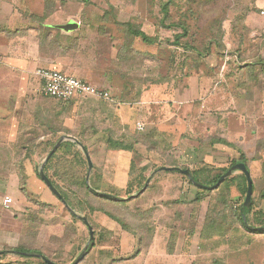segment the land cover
Wrapping results in <instances>:
<instances>
[{
  "label": "rangeland",
  "instance_id": "1",
  "mask_svg": "<svg viewBox=\"0 0 264 264\" xmlns=\"http://www.w3.org/2000/svg\"><path fill=\"white\" fill-rule=\"evenodd\" d=\"M27 1L35 24L44 22L39 6L45 16L60 11L64 18H83L88 28L77 41L78 48L87 55L92 47L97 54L93 61L86 56V62L73 65L93 68L104 60L107 75L94 68L87 76L95 81L77 78L111 96L108 102L91 97L52 99L44 112L25 113L29 124H41L43 134L54 135L49 140L81 139L94 165L91 177L102 192L125 201L161 167L205 169L215 176L245 163L254 184L248 224L264 226V64L260 68L253 60L249 67L243 64V55L229 48L235 36L245 35L243 23L228 21L233 0ZM6 3L10 0H0L1 13L10 10ZM250 11L259 15L255 2ZM4 18L0 17V28L5 30ZM134 31L152 41L155 57L150 69L124 61L136 56L123 49L130 41L133 46L136 39L145 45ZM33 41L29 39L27 47ZM48 52H41L44 60L37 69L55 70L50 65L55 55ZM119 73L121 80L111 76ZM28 82L27 93L41 96L38 77L30 75ZM147 83L153 88L148 102H142L138 91ZM139 123L143 131L138 130ZM26 129L35 131L33 125ZM41 135L37 130L27 134L24 150L0 144V203L8 196L13 203L4 208L2 202V208L21 209L16 215L21 230L18 247L39 251L57 264H70L87 245L89 231L37 174L36 166L48 156ZM65 161L72 160L63 159L57 169L61 175L68 168ZM82 168L79 177L87 178ZM233 177L211 191L190 184L178 171H161L143 194L122 204L86 198L78 186V196L88 202L75 213L88 218L95 242L80 264H107V256L114 263L136 253L157 257L153 264H264V233L248 232L240 223L245 194L238 179L241 173ZM4 213L8 218L10 212ZM35 254L18 263L42 264Z\"/></svg>",
  "mask_w": 264,
  "mask_h": 264
},
{
  "label": "crops",
  "instance_id": "2",
  "mask_svg": "<svg viewBox=\"0 0 264 264\" xmlns=\"http://www.w3.org/2000/svg\"><path fill=\"white\" fill-rule=\"evenodd\" d=\"M27 2V0H10V4L6 3L10 10L6 13H1L2 9L0 10V17H5L4 20L7 19V28L5 30L4 27L0 28V144H4L3 147L7 149H14L16 147V149L24 150V144H26L24 143L26 142L24 137L29 133L32 135L36 130L42 134V141H48L54 136L50 133L43 134L44 132L41 124H29V117L27 118L25 114L27 112V115H29V112L35 111L44 112L46 110L45 108H47L52 101V98H48L43 94H41V96H36L27 93L29 76L34 75L37 67L40 66V62L44 60L39 54L40 45L36 41L41 31V25L40 23H32L30 20V12L26 6ZM253 2H255L256 8L259 10L262 3L261 0H233L230 2L228 21L234 20L235 23H243L245 35L242 38H240V36H235V43H233V45L229 44V48L232 47L233 50L236 51L235 54L239 53L238 55H243V64L250 65L249 67H251L253 60H256L255 64L261 68L262 64H264V21L259 18L260 15L250 11ZM21 3L22 5L20 7ZM39 8L41 11L40 15L44 18L42 26L54 29L55 31H53V34L60 36V48H58L56 56L53 57L50 65L52 67L54 65V69H64L73 76L84 77L87 78L86 81L90 80L91 82L95 80L89 77L91 76L89 72L94 68L100 70L104 75L107 71V67L103 65L104 60L101 66H95L93 68L92 66L86 67L85 65L75 68L73 65L75 61L86 62V56H89L93 61L94 58L92 55L97 54L89 45H87L88 48H90L87 55L78 48L77 41L82 40L85 36L83 33L88 28L85 22L83 23V18H64L60 11L52 12L51 15L45 16V14H43V6H39ZM72 20L80 24L79 29L67 33L56 28V26L65 25ZM29 39H34V41L30 42V47L28 46V48ZM138 42V39H136L134 42L136 45L133 46L132 41H130L131 44L129 43L123 48L130 51L131 57L136 55L130 60L124 61L130 64L134 63L137 67H144L147 65V69H150L149 66L152 64V60H154L155 57L154 51H151L150 44L143 43L145 45L140 46ZM122 44L123 42L119 50ZM84 46L85 45L79 44V47ZM64 47H66L65 50ZM118 53L119 52L116 51L115 54V60L117 62L120 61L117 58L119 57ZM83 55L84 57H82ZM237 58L238 57L235 56V60H237ZM120 68H122L121 64ZM135 71L139 70L136 68ZM87 74H89V76H87ZM111 76L118 77L121 80L122 74L119 73ZM152 88L151 84L147 83L142 86V89H139L138 94L141 95L139 98L140 101L148 102L146 96H148ZM22 111H24L23 114L19 115ZM28 125H33L35 131H27L26 128ZM22 126L23 128H21ZM18 133L24 135L23 139L17 137V135H19ZM27 174L30 176L29 173ZM2 191L3 189L0 192ZM2 202L3 201L0 203V264L20 262L23 260L21 255H16L12 251L6 252L3 248L18 247L21 230H19L18 224L20 221L16 215L20 214L21 209H3ZM4 212H10L8 218L5 217ZM15 224L16 227L14 226ZM108 257L110 256L106 257L107 264H153L157 261V257H153L152 254L145 255L143 253H136L126 259H116L114 263L112 259L110 260Z\"/></svg>",
  "mask_w": 264,
  "mask_h": 264
},
{
  "label": "trees",
  "instance_id": "3",
  "mask_svg": "<svg viewBox=\"0 0 264 264\" xmlns=\"http://www.w3.org/2000/svg\"><path fill=\"white\" fill-rule=\"evenodd\" d=\"M39 23L41 25V28H40L41 31L39 33V36H37V39H36V41L40 45L39 46V54H41V52L52 51L51 54L56 56V52H57L58 48H60V36L57 35L56 37H54L53 36L54 35L53 31H55L54 29L42 26L43 23H44L42 21H39ZM134 35H135V37L141 38L143 40V42H145V43H149V44L152 43L151 39H149L143 32L134 31ZM184 35H185V33H184ZM179 39H180V37L178 38V40ZM65 49H66V47H64V50ZM59 72H61V71H59ZM61 73L66 74L64 72H61ZM69 76H73V75H69ZM73 77H75V76H73ZM41 85H42V82L40 81V86ZM55 100H58V99H55ZM61 101H63V100H61ZM108 101H110V100H108ZM78 141L81 144H83L81 139H79ZM57 142H58V139H56V140L53 139V140H48V141H46L44 143V146H45L44 148H45V150L47 149L46 153L48 155L51 152V150L53 149V147L56 145ZM115 142H117V141H115ZM110 145H111V147H113L112 144H110ZM115 146H116V144H115ZM84 147L88 151V148L85 145H84ZM65 158H67V160L71 159L72 161H67V162L65 161L64 162V165H68V168H66L63 171L64 175H61V174H59L57 172V169L60 167L63 159H65ZM82 167H85V172L87 173L88 172V161H87L85 155L81 152V150L78 148V145L76 143L71 142V141H66V142H63L59 146V148L56 150V152L49 158V160L47 161V163H46V165L44 167V171H45V174L47 175V177L53 183V185L61 193L62 198L65 200V203L68 206H70L73 211H76L77 207L80 208V206H82L85 202H88L84 198H82V197L80 198L78 196L79 191L75 190V188H77L78 186H80L81 190H83L82 188H84V190L86 191V193H85L86 194V198L95 197V198L106 200V201H110V202H113V203H118V202H115V200H113V199L106 198V197H103V196H100V195L94 193L87 185L86 176H84V177L82 176V178L79 177V175H81L80 171H81V169H83ZM247 168H248V166H247ZM68 169H70V170L68 171ZM229 169H226V170L223 171L222 174H218V175H215V176L211 175L212 173L206 171L205 169L194 170V171L193 170H189V171L191 172L192 178H193V180L195 182L200 183V184L205 185V186H213L218 181V179L222 175H224ZM248 170H249V168H248ZM67 172H69V173H67ZM60 177H62V178H60ZM184 177L188 180V182L190 184H194L191 181V179H189L187 176L184 175ZM230 179L233 180V179H235V177L232 176V177H230ZM238 179H240V182L241 181L243 182V183H241V186L243 185L242 186V188H243L242 193L245 194V196H246V192H247V180H246V177H245L244 174L241 173V177H238ZM140 180L143 181L142 178ZM227 180H225V181H227ZM144 181H147V179H145ZM90 182H91V186H92L93 189H95L97 191H101L102 190V188H101L100 184L97 182L96 178L91 177ZM224 182L219 186V188L222 185H224ZM67 187H68V189H67ZM138 188H139V186H138ZM262 197L264 198V194L262 195ZM124 202H127V201L120 200L118 204H122ZM252 212H253V210H252L251 207L250 208H246L244 206V204H243L241 206L240 212H239V221H240V223L243 225V227L246 230H248V232H251V233H253V232L264 233V231L247 229L244 219H246L247 223H248L249 222L248 216ZM72 216H73L74 219L77 218V216L75 214H72ZM110 216L112 217V215H110ZM255 220L258 222L260 220L259 216ZM262 225H264V224H262ZM93 246H95L94 239H93L92 243L90 244V246L88 248V253L91 250V248H93ZM12 251H13V253H15L17 255H21L22 259L26 260V261L29 258H31V257L25 256L24 253H27V254L37 253V254H40L39 251L28 250L27 248H24V247H21V246L17 247V248H14ZM41 262H42V264H47V263H45V261H41ZM9 264H19V263L17 261V262H11ZM215 264H225V263L224 262H217Z\"/></svg>",
  "mask_w": 264,
  "mask_h": 264
},
{
  "label": "water",
  "instance_id": "4",
  "mask_svg": "<svg viewBox=\"0 0 264 264\" xmlns=\"http://www.w3.org/2000/svg\"><path fill=\"white\" fill-rule=\"evenodd\" d=\"M79 26L80 24L74 20L68 22L67 24L65 25H58L56 26V28L64 31V32H67V33H70V32H73L77 29H79ZM66 141H71V142H74L78 145V147L83 151L87 161H88V175H87V178H86V181H87V185L88 187L96 194L100 195V196H103V197H106V198H110V199H113L115 201H120L122 199H120L119 197L117 196H114L112 194H109V193H105V192H101V191H97L95 189L92 188L91 186V182H90V179H91V173H92V170L94 168V165H93V162L91 160V157H90V154L89 152L87 151V149L84 147L83 144H81L75 137H72V136H63L57 143L56 145L54 146V148L51 150V152L49 153V155L45 158V160L43 161V163L41 165H38L36 166V171H37V174L38 176L40 177V179L46 184V186L49 188V190L58 198L62 201V203L66 206V208L69 210L70 213L72 214H75L81 221L82 223L87 227L88 231H89V240H88V243L87 245L85 246L84 250L79 254L78 257H76V259L74 261H72L70 264H80L84 258L86 257V255L88 254V248L90 246V244L92 243L93 239H94V230H93V227L92 225L90 224L89 220L87 217L85 216H79L75 213V211L72 210V208L70 206H68L66 203H65V200L62 198V195L61 193L58 191V189L53 185V183L51 182V180L47 177V175L45 174V171H44V167L47 163V161L49 160V158L56 152V150L59 148V146L63 143V142H66ZM161 171H165V172H176L178 171L179 173L187 176L189 179H191V181L199 188H202V189H205V190H216L219 188V186L225 181L227 180L228 178L232 177L233 175H235L236 173H242L245 175L246 177V180H247V192H246V196H245V201H244V206L246 208H250L251 205H252V197H253V192H254V184H253V180H252V177H251V173L250 171L248 170L247 166L244 164V163H237L236 165L232 166L224 175H222L218 181L213 185V186H205V185H202L200 183H197L193 180L192 178V174L189 170H184V169H180L178 167H161L159 168L157 171H154L150 177L147 179L146 181V184L144 186L143 189H141L139 191L138 194H135V195H131L128 199H126L127 201L129 200H133L135 199L136 197H138L139 195L143 194L144 191L148 188L149 184L151 183L152 179L154 178V176L158 173V172H161ZM264 194V193H263ZM125 200V199H124ZM245 221V224H246V227L247 229H253V230H258V231H264V227H258V228H254L252 226H250L248 223H247V220L244 219ZM25 256H29L30 254H27V253H24ZM36 257L42 259L43 261H45V263L47 264H57V263H54L53 261H51L50 259H48L46 256L44 255H41V254H35Z\"/></svg>",
  "mask_w": 264,
  "mask_h": 264
},
{
  "label": "built area",
  "instance_id": "5",
  "mask_svg": "<svg viewBox=\"0 0 264 264\" xmlns=\"http://www.w3.org/2000/svg\"><path fill=\"white\" fill-rule=\"evenodd\" d=\"M259 15L264 18V0H261ZM36 77L42 82L41 93L49 98L70 101L75 98L91 97L108 101L111 99L110 93L97 89L92 84L79 78L63 74L57 70L36 69ZM138 130L143 131L144 125L138 124ZM13 199L5 197L3 207L10 208Z\"/></svg>",
  "mask_w": 264,
  "mask_h": 264
}]
</instances>
